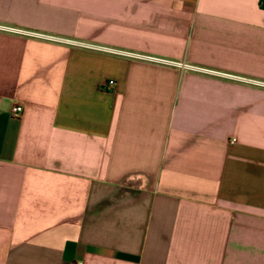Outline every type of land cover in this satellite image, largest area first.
Returning <instances> with one entry per match:
<instances>
[{
  "label": "crops",
  "instance_id": "crops-1",
  "mask_svg": "<svg viewBox=\"0 0 264 264\" xmlns=\"http://www.w3.org/2000/svg\"><path fill=\"white\" fill-rule=\"evenodd\" d=\"M78 261L264 264L259 0H0V264Z\"/></svg>",
  "mask_w": 264,
  "mask_h": 264
},
{
  "label": "built area",
  "instance_id": "built-area-1",
  "mask_svg": "<svg viewBox=\"0 0 264 264\" xmlns=\"http://www.w3.org/2000/svg\"><path fill=\"white\" fill-rule=\"evenodd\" d=\"M29 34H32L35 37H39V38H42L45 40H60V39H58V37H53L51 35H47V34H43V33L32 32ZM181 65H184V64H181ZM106 84L110 87H113L115 82L113 80H108L106 82ZM22 111H23V107L20 104H12L10 107V113L12 116H19L22 113ZM232 141H234V139ZM71 264H82V262L78 261V262H74Z\"/></svg>",
  "mask_w": 264,
  "mask_h": 264
},
{
  "label": "trees",
  "instance_id": "trees-1",
  "mask_svg": "<svg viewBox=\"0 0 264 264\" xmlns=\"http://www.w3.org/2000/svg\"><path fill=\"white\" fill-rule=\"evenodd\" d=\"M259 5H260L261 7H264V0H259Z\"/></svg>",
  "mask_w": 264,
  "mask_h": 264
}]
</instances>
